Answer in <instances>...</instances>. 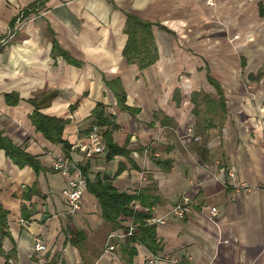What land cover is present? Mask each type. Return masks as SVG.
Segmentation results:
<instances>
[{
  "label": "crops",
  "instance_id": "1",
  "mask_svg": "<svg viewBox=\"0 0 264 264\" xmlns=\"http://www.w3.org/2000/svg\"><path fill=\"white\" fill-rule=\"evenodd\" d=\"M214 1L0 0V264H41L37 236L47 264H148L155 253L264 264V0ZM19 15L32 20L9 37ZM128 15L149 24L132 53L149 56L142 40L151 33L150 65L125 54ZM100 105L104 150L86 159L77 145ZM37 112L65 120V142L36 126ZM1 138L36 165L16 163ZM107 141L123 152L108 159ZM58 158L84 166L90 183L109 176L118 191L142 194L131 206L151 218L184 194L193 211L154 223L151 249L127 235L138 230L132 217H104L90 186L70 215Z\"/></svg>",
  "mask_w": 264,
  "mask_h": 264
},
{
  "label": "trees",
  "instance_id": "2",
  "mask_svg": "<svg viewBox=\"0 0 264 264\" xmlns=\"http://www.w3.org/2000/svg\"><path fill=\"white\" fill-rule=\"evenodd\" d=\"M149 30V24L137 19L133 15H128L126 31L128 35V42L125 47V54L127 55L128 60H137L142 66L150 65L157 59V51L154 37L151 33L147 34L143 40L144 51L149 53V56H140L134 57L132 52H136L139 49L138 42V32H146ZM117 95L121 98H124L123 92L116 90ZM102 105L95 109L93 115L97 120V125L102 126L106 123V116H103L101 109ZM33 121L36 126L42 130L47 137L54 141H63L61 137L63 127L65 125V120L61 118H56L53 116H47L37 112L33 115ZM103 132V139L105 136V131ZM65 142V141H63ZM105 149L107 151V158L113 157L116 153H122L123 148H119L117 145L111 143L110 141L105 142ZM1 146L4 147L8 155L19 165L24 166L26 164L36 165V159L24 152L23 150L13 146L6 139L1 138ZM83 173L86 176V169L82 167ZM87 186H90L94 193L98 196L101 205L103 207L104 217L112 222L113 224L119 223V217L130 216L133 218V222L138 226V230H135L132 235H130V240L141 241L146 244L151 249H156L157 244V235L154 224L147 223V220L152 217L150 211H138L135 210L131 204L135 200L143 201L142 194L128 193L126 191H118V189L113 185L112 180L109 176H104L102 179H99L96 183H90V180L87 179ZM7 225H8V210H6L2 204H0V238L7 234Z\"/></svg>",
  "mask_w": 264,
  "mask_h": 264
},
{
  "label": "built area",
  "instance_id": "3",
  "mask_svg": "<svg viewBox=\"0 0 264 264\" xmlns=\"http://www.w3.org/2000/svg\"><path fill=\"white\" fill-rule=\"evenodd\" d=\"M207 4L214 5L213 0H207ZM32 20V18L26 19L23 15H19L15 22L14 28L11 30L10 36L13 37L24 25ZM88 141L85 143L78 144L77 147L83 152L86 159L93 157L96 153H101L104 150L103 145V132L100 126L97 124L92 125L89 129L87 135ZM53 169L64 176H69L66 184L62 190V195L65 197L68 205V213L74 215L82 209L83 194L87 187V177L83 173L82 167L79 164L67 161L66 159H56L53 163ZM234 174H232L233 176ZM193 200L190 195H182L176 203L160 218H150L149 223H165L170 218L184 219L193 211ZM218 209L216 207H211V219H213L217 214ZM135 227L132 225L128 231L127 235H132ZM115 234H110L109 239L113 238ZM114 246H110L113 249ZM35 253L38 256L41 264H47L43 253L47 250V245L41 237L37 236L35 238L34 244ZM183 261L186 264H193L192 257L189 254L184 256L178 255H165L160 256L159 254H154L149 260L148 264H159L161 262H172L176 264H181Z\"/></svg>",
  "mask_w": 264,
  "mask_h": 264
},
{
  "label": "rangeland",
  "instance_id": "4",
  "mask_svg": "<svg viewBox=\"0 0 264 264\" xmlns=\"http://www.w3.org/2000/svg\"><path fill=\"white\" fill-rule=\"evenodd\" d=\"M213 1H214V0H213ZM206 3H207V0H206ZM214 5H215V1H214ZM214 5H212V6H214ZM210 6H211V5H210ZM239 37H240V34H239V33L234 34L233 37L230 39V42H233V41L239 39Z\"/></svg>",
  "mask_w": 264,
  "mask_h": 264
}]
</instances>
